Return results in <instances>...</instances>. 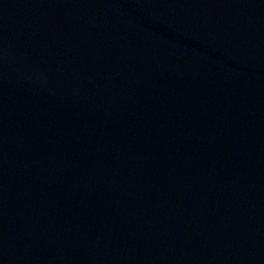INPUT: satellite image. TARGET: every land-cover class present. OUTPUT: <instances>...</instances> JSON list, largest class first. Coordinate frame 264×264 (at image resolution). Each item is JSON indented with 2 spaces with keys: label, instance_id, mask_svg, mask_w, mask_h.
I'll return each instance as SVG.
<instances>
[{
  "label": "water",
  "instance_id": "1",
  "mask_svg": "<svg viewBox=\"0 0 264 264\" xmlns=\"http://www.w3.org/2000/svg\"><path fill=\"white\" fill-rule=\"evenodd\" d=\"M0 264H264V0H0Z\"/></svg>",
  "mask_w": 264,
  "mask_h": 264
}]
</instances>
